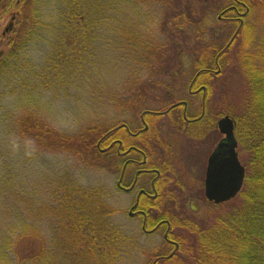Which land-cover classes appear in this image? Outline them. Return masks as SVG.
<instances>
[{"label":"trees","instance_id":"1","mask_svg":"<svg viewBox=\"0 0 264 264\" xmlns=\"http://www.w3.org/2000/svg\"><path fill=\"white\" fill-rule=\"evenodd\" d=\"M40 2L46 5L48 0L20 4L19 27L0 55V83L14 85L22 89L19 96L30 98L41 87L68 91L92 82L99 114L78 132L66 133L30 105L17 119L20 138L36 149L65 153L88 170L118 173L119 178L125 157L117 143L110 145L113 140L122 139L125 147L144 141L147 147L153 133L161 137L156 123L164 119L178 132L186 125L196 137L205 122L204 134L217 131V120L229 115L246 177L229 201L216 204L203 195L209 205L206 213L196 203L188 206L187 199L180 200V189H164L156 207L146 212L147 226L167 219L169 238L176 243L170 247L164 241L163 247L147 253L137 233L114 221L119 209L110 203L104 186L84 185L69 169L58 171L49 200L36 207L40 188L15 183L9 168L0 178V264H124L136 252L148 254L147 264H264V0H54L56 14L49 16L50 23L41 20ZM143 7L161 10L176 31L167 32L165 24L153 29L155 11ZM44 36L50 50L42 63H33L27 59V43ZM109 52L123 62V80L120 75L110 83L101 72L100 58ZM234 63L245 84L243 107L236 112L228 106L229 91L224 90L222 108L215 111L214 82H225L224 70ZM176 75L181 76L177 88ZM182 87L189 93L201 87V109L182 111L186 98L175 91ZM113 106L123 116H138L140 125L132 128L127 119L106 121L105 112ZM144 119L149 128L137 138L130 135L145 126ZM151 154L150 163L158 166L162 184H167L168 162L159 165ZM220 207L225 209L213 213ZM31 217L48 222L51 233L43 235Z\"/></svg>","mask_w":264,"mask_h":264},{"label":"rangeland","instance_id":"2","mask_svg":"<svg viewBox=\"0 0 264 264\" xmlns=\"http://www.w3.org/2000/svg\"><path fill=\"white\" fill-rule=\"evenodd\" d=\"M25 0H3L0 4V14L2 16V21L0 25V50H8L6 36L1 35L3 33L5 25L9 19H11L9 13H4L2 15V4H8L11 2L15 4L12 8V12L18 14V10L21 5H24ZM21 4V5H20ZM42 5L44 16L41 18L45 23H50V15L56 11L53 8L54 0H48L46 5ZM144 10H153L156 15L157 20L155 24L151 27L157 29V27L163 28L162 25L165 24V29L167 32H175L176 28L172 25L169 20H164L161 14V10L155 7H143ZM12 23V22H11ZM18 23V22H17ZM18 24L16 28H18ZM189 35V33H188ZM31 37V34L30 36ZM49 38L44 36L42 38H33L27 43L26 55L27 59L33 63H42L46 54L50 50ZM105 47V46H104ZM122 64V65H121ZM127 65V64H126ZM101 72L106 75L108 82L114 81L121 75L122 80L126 75L125 68L122 61H118V54H113L109 52L107 56L100 58ZM123 72V75H122ZM225 82H214L216 98L214 100L215 108L217 111L222 108V91H229V103L228 106L239 112L241 107H243L244 90L245 84L243 80L242 73L238 68L237 64H231L224 70ZM93 74V73H92ZM180 75H176L173 78L175 87L177 88V82L180 79ZM111 80V81H110ZM31 82V80H30ZM92 82L88 83V86L77 88L71 87L70 90H59L55 91L51 88L41 87L39 89L40 94H33V97L25 98L19 96V92L22 89H15L16 86L6 85V83H0V178L7 174L9 168H12V176L14 177L15 183L21 181L20 183L25 184L29 190L34 188H40L41 194L35 198V205L38 207L41 201L49 200V188L55 186L54 179L55 174L62 173L65 169H69L73 175L84 185L104 186L110 193V203L119 209V212L114 216V221L116 223L123 224L128 231L135 232L139 235V242L142 249L145 251L153 252L154 249L163 247V230L159 234L147 235L143 234L141 229V221L137 217H130L128 210L130 208L133 196L126 194L122 191H118L115 184L118 179V173L112 174L108 171L101 170L96 171L93 169L86 168L85 165L79 163L75 158L62 153V152H50L42 151L36 149L34 145L26 142V140L20 138L17 129V119L24 114L26 108L30 105H34L38 109L40 116L47 121L52 127L66 133H76L81 128L88 125L89 122L97 119L96 106L97 103L95 90L91 88ZM173 85V86H174ZM176 96L186 98L189 102L187 108L188 111H196L201 109V97L202 94L193 95L189 93L188 88L182 87L181 89H176ZM186 101L181 102L186 105ZM185 109L182 108V111ZM181 111V109H179ZM100 111V110H98ZM119 112L114 106L105 112V120H111V123H116L121 119L129 120L130 127L137 128L140 125V118L131 114H125ZM104 120V119H103ZM218 121V120H217ZM161 127V138L163 143L167 145L165 147V152L161 158L168 161L169 176L174 182L172 190L175 192L176 189H180L183 196L179 198L180 200L187 199L188 203H196L200 208L208 212L209 205L203 199L202 190L204 192V177L205 169L207 166V160L209 154L214 149L216 144L220 140L219 130L206 131V134L202 133V129L206 128V123L204 127L200 130L199 136L189 135L187 131V126L184 125V131H175L173 123L169 119L160 120ZM159 151V150H158ZM241 155L245 156V151H241ZM133 156H136L133 155ZM4 163L9 165L5 166ZM69 167V168H68ZM2 175V176H1ZM18 186V185H17ZM135 196V195H134ZM184 209L187 213L191 214V208L185 206ZM175 203V202H174ZM182 206V207H183ZM189 206V204H188ZM225 208H215L213 213L222 212ZM33 224L41 230L43 235L51 233L50 224L43 219L36 222L32 217L30 218ZM45 219V218H44ZM40 225H43L40 227ZM165 248V247H164ZM136 252L133 256L129 257L124 264H147L151 259L147 253Z\"/></svg>","mask_w":264,"mask_h":264},{"label":"flooded vegetation","instance_id":"3","mask_svg":"<svg viewBox=\"0 0 264 264\" xmlns=\"http://www.w3.org/2000/svg\"><path fill=\"white\" fill-rule=\"evenodd\" d=\"M3 2V0H0V3ZM1 5V4H0ZM16 7L15 4H12L11 2H8V4H2V15L5 13H9V15L11 16L7 22V25H5L3 33H1V35H9L6 36V40H7V47L10 44V42L13 40V34L16 28V22L18 19V14L17 11L16 12H12V8ZM2 16L0 14V25H1V21H2ZM12 22V23H11ZM5 50H0V55L4 54ZM200 88H197L196 90L190 89V93L193 95H198L200 93ZM204 88V87H203ZM186 105H185V109L186 110L189 106V102L186 101ZM183 110V111H184ZM198 119L196 118L197 121ZM144 127L141 130H138L137 132H131L130 128H127V130L130 131V135H132L133 137H139L136 136L137 134H139V132L145 131L149 128V122H147L144 119ZM188 123H190V120L188 121ZM156 127H160V123H156ZM155 138L153 139V141H151L152 143H150L147 147H145L144 141H142V145H130L128 147H125L126 144L123 142L122 139H115L112 141V143L110 144L111 146L115 145L116 143V149L119 153H122L125 157V163L122 169V172L119 176V178L117 179L116 182V188L119 189V191H122L126 194H130L133 196L130 208L128 210V214L130 217H137L141 223H142V230L146 233V234H159L161 233L160 231L162 230V228H164L163 230V240L170 246V247H174L175 246V241L171 240L169 238V225H168V220L167 219H163L160 220L158 222H156L152 227H148V218H147V214L146 212L148 211V209L152 210L154 209L156 206L155 204L157 203V199L160 197L159 195H161V192H164V189H169L172 193V187L174 185V182L172 183L170 179L171 176L169 174V170L170 168H168V164H167V169L165 171L166 173V177H165V181L167 184H162V179H160L162 177L161 174V170L158 168V166L154 165V163H150L149 161V155H152L151 153L153 152V156H155V158L152 157V159L157 163V164H161L163 162H168V161H164L161 156H163V153L165 152V147H167L166 144H164L162 141L163 139L160 137H158V135L155 133H153ZM142 138H140L141 140ZM155 141L159 142V143H155ZM125 144V145H124ZM150 148V150H149ZM147 150V151H146ZM159 150V151H158ZM162 150V151H161ZM136 156H133L135 155ZM157 155H161L160 157H156ZM205 180V179H204ZM170 193V192H169ZM170 193V194H171ZM135 195V196H134ZM198 207V205H197ZM166 222V223H165Z\"/></svg>","mask_w":264,"mask_h":264},{"label":"water","instance_id":"4","mask_svg":"<svg viewBox=\"0 0 264 264\" xmlns=\"http://www.w3.org/2000/svg\"><path fill=\"white\" fill-rule=\"evenodd\" d=\"M218 128L223 137L210 154L205 172V196L217 204L234 198L241 191L246 177L237 150L233 118L222 116Z\"/></svg>","mask_w":264,"mask_h":264}]
</instances>
